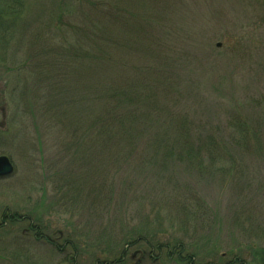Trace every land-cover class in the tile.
Masks as SVG:
<instances>
[{"label":"rangeland","instance_id":"rangeland-1","mask_svg":"<svg viewBox=\"0 0 264 264\" xmlns=\"http://www.w3.org/2000/svg\"><path fill=\"white\" fill-rule=\"evenodd\" d=\"M113 1L122 25L101 30ZM4 19L0 155L14 170L0 217L25 218L0 219V264H102L132 238L149 243L122 264H181L150 243H180L194 264L262 254L264 0H0ZM104 58L135 142L88 129L90 83L114 74Z\"/></svg>","mask_w":264,"mask_h":264},{"label":"trees","instance_id":"trees-1","mask_svg":"<svg viewBox=\"0 0 264 264\" xmlns=\"http://www.w3.org/2000/svg\"><path fill=\"white\" fill-rule=\"evenodd\" d=\"M125 2V0H123ZM114 5L117 8V11L112 9L109 11L110 13V17L109 18H104L101 22V30H108L111 32V30H113V25L118 24L119 26L122 25V20L123 17H118L119 16V12H122V8L117 4V1H113ZM32 5V4H31ZM119 11V12H118ZM5 22H10V20L8 19H4L0 21V34L1 32H4L7 30V28L10 26H5L4 23ZM12 22V19H11ZM103 41L102 44L103 45H108L109 41H107V39L105 37H103ZM104 65L105 66H112L114 67V74L112 76L108 75V78L105 82H102L101 80L97 79L96 76L94 77V79L91 81L90 83V90H91V94L89 93V106L92 105V103H95V105H98L99 107V113H96V115H93V121L89 124L88 129L93 128L92 133L97 137V138H109L112 137L110 134H112L113 136H118L119 133L121 132V135L119 137H131V142H135V136H130L127 133L128 132L122 123V113L121 111H123V115H125V109H126V105H120L117 103V96L118 93L124 92L123 88L124 87V80L122 79V76L118 70L119 67V62L116 60H112L111 58H104ZM124 82V83H123ZM123 83V87H119V85ZM126 100L124 97H120V102L121 103H126ZM134 107H132L130 109V106H128V112L130 113V115H133V110ZM174 131H177L176 133H181V130L183 128L182 125L180 124H176L175 125ZM126 131V132H125ZM173 132V131H172ZM171 136L173 137L174 134L172 133ZM134 137V138H133ZM125 140H128L127 138ZM158 139L154 140L153 144L151 143L150 147L154 148L155 150H157L158 148H163V147H168L171 148V144L170 142H166V140L160 141L158 143H155ZM183 139L175 142L176 143V149H189V147L186 146L185 143H179L180 141H182ZM154 149L150 150L151 152H154ZM171 154V153H170ZM110 199H112V196L110 195ZM23 218H25L24 214H15V213H6L5 211L2 212L1 214V222L4 224L5 222L8 223H14L16 221H21ZM28 229L30 231L33 232V236L35 237V239L37 240H43L47 241L49 244H52L53 246L56 247L57 250H61L62 247L57 244L55 241H53L52 239H50L49 237H47V235H45L42 232V226H40L37 222H31L28 226ZM138 238V237H137ZM144 238V237H143ZM145 241L141 242L139 241V239H134L132 238V240L128 241L126 240L121 252V256L113 261H103L101 262L102 264H122V260H123V256H124V252L125 250L129 247V246H133V245H143L145 242L146 244L149 243L148 241H146L147 239L144 238ZM151 247V249L153 248L154 250L156 249L157 252H160L161 247H165L166 251H168L167 255H168V259H174L177 263H181V264H194L192 262V258L191 256L188 255H181L182 254V248L180 245V243H174V242H168L166 245L161 246V244H151L149 245ZM170 252H172L173 254H171ZM171 255H170V254ZM176 257V258H173ZM253 261V262H252ZM264 264V250H262V254H260V256H257L256 259L254 260V258L249 261H241L238 258L234 257L230 264ZM205 264V263H202ZM206 264H212V263H206Z\"/></svg>","mask_w":264,"mask_h":264},{"label":"water","instance_id":"water-1","mask_svg":"<svg viewBox=\"0 0 264 264\" xmlns=\"http://www.w3.org/2000/svg\"><path fill=\"white\" fill-rule=\"evenodd\" d=\"M13 172V165L9 158L5 155H0V178L9 176Z\"/></svg>","mask_w":264,"mask_h":264}]
</instances>
